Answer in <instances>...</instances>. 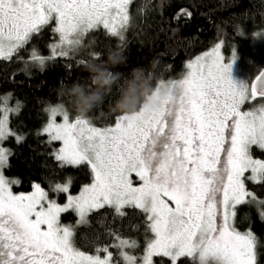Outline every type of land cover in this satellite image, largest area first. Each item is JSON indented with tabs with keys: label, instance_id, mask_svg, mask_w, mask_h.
<instances>
[{
	"label": "snow or ice",
	"instance_id": "snow-or-ice-1",
	"mask_svg": "<svg viewBox=\"0 0 264 264\" xmlns=\"http://www.w3.org/2000/svg\"><path fill=\"white\" fill-rule=\"evenodd\" d=\"M128 3L0 0V58L10 59L51 20L60 39L51 57L33 50L30 61L40 67L75 51L82 35L100 23L123 39ZM205 57L211 62L190 61L183 78L159 83L153 104L118 116L112 126L97 128L79 116L69 120L59 106L48 110L43 133L49 143L61 144L54 159L61 167L87 165L94 174L93 183L79 196L69 195L63 206L36 183L32 193L13 194L10 184L18 182H10L2 171L11 153L0 146V264H113L109 247L97 248V255L80 251L72 227L59 222L62 213L73 210L77 224H85L90 213L105 207L117 216L125 214V207L140 210L146 231L155 236L142 257H133L124 249L136 247L135 242L110 233L118 241L111 247L119 250L124 264H154L155 257L177 264L184 256L197 264H258L257 238L251 230L241 233L229 225L230 215L235 217L229 209L254 203L264 219V200L245 186V180L264 184V160L251 156L253 146L264 151V103L242 110L248 102L264 101V70L249 83L235 74V51L226 63L216 44ZM12 111L3 98L0 145L15 135L8 127ZM57 116H63L62 123ZM69 186L70 181L56 184L54 191L68 193Z\"/></svg>",
	"mask_w": 264,
	"mask_h": 264
},
{
	"label": "trees",
	"instance_id": "trees-1",
	"mask_svg": "<svg viewBox=\"0 0 264 264\" xmlns=\"http://www.w3.org/2000/svg\"><path fill=\"white\" fill-rule=\"evenodd\" d=\"M127 16L123 39L94 27L87 35L89 46L46 60L43 67L28 62L30 50L49 55V45L56 39L52 21L10 59L0 58V101L7 97V103L17 108L9 127L22 135L19 142L14 136L2 142L11 153L4 173L17 179L15 189L28 192L38 183L52 197L56 184L70 181L69 192L76 194L91 180L87 165L61 167L52 156L59 143H49L41 131L50 106H63L73 120L81 116L96 127L112 126L118 116L138 110L158 83L182 77L187 63L216 42H223L226 56L235 51L236 70L248 81L264 70V0H130ZM99 75L107 76L109 83L98 84ZM251 156L264 160V151L253 146ZM245 186L264 200V184L245 180ZM63 197L62 193L58 200ZM234 211L236 229L251 230L257 238L258 264H264V219L257 206L242 203ZM124 213L117 216L108 207L93 211L87 223L75 226L74 246L89 255L107 246L113 264H124L119 250L111 247L119 235L136 244L124 251L133 257L141 255L153 234L146 231L140 210L125 207ZM59 218L61 223L76 221L73 210ZM154 264H170V260L155 257ZM177 264L197 262L184 256Z\"/></svg>",
	"mask_w": 264,
	"mask_h": 264
},
{
	"label": "rangeland",
	"instance_id": "rangeland-1",
	"mask_svg": "<svg viewBox=\"0 0 264 264\" xmlns=\"http://www.w3.org/2000/svg\"><path fill=\"white\" fill-rule=\"evenodd\" d=\"M130 1V0H129ZM89 2H91V0H89ZM129 4V3H128ZM127 10H128V6H127ZM114 12H115V10H113V14H114ZM52 21V23H53V25H54V28L56 27V24H55V22H54V20H51ZM96 27H103L104 28V26H103V24L102 23H100V24H98ZM117 28H118V30H120V24H119V22L117 23ZM90 30V29H89ZM89 30L86 32V33H84L83 35H82V37L80 38V44L77 46V48H76V50L75 51H71L72 53H77V52H79L82 48H84V47H87V46H89V44H90V42L89 41H86V39H87V35H88V32H89ZM107 30V29H106ZM108 31V30H107ZM109 32V31H108ZM54 35H55V40L53 41V43L52 44H50L49 45V47H50V52H49V55H41V54H39V52H37L35 49H32V50H30V56H31V54H32V52H33V50H35L39 55H41V56H43V57H49V56H52L53 55V45H58V41H59V39H60V37H59V34L58 33H56L55 31H54ZM76 38H79V36L77 35V36H74L73 37V39H76ZM216 44H220V54L224 57V61L227 63L228 61H230L231 59H232V57H233V52H231L230 54H228L227 56L226 55H224V52H223V42H216L215 44H213L212 45V47H210L207 51H205V52H203V53H201V54H199L197 57H200L201 58V62H205L206 61V57H205V54L206 53H210L212 50H213V48H214V46L216 45ZM60 50V46H57L56 47V49H55V51H59ZM57 57V56H56ZM196 57V58H197ZM235 57H236V55H235ZM196 58L195 59H193L191 62H195L196 61ZM30 59V58H29ZM49 60V59H48ZM28 62H30V63H32L30 60L28 61ZM190 62V61H189ZM188 62V63H189ZM207 63H210L211 62V60H210V58H208L207 59V61H206ZM235 62H236V58H235ZM46 63V62H45ZM187 63V64H188ZM32 66H36V67H38L39 65H37V64H34V65H32ZM26 68H29V66H27ZM26 71H29V69H26ZM189 71V69L187 68V71H186V73ZM234 71H235V74L238 76V78H240V79H244V80H247L246 78H244L243 76H241L238 72H237V70H236V64L234 63ZM186 73L182 76V77H180V78H178V79H181V78H183L185 75H186ZM177 80V79H176ZM248 81V80H247ZM249 83L251 82V81H248ZM158 85H159V83L156 85V87H155V89L147 96V98H146V100H145V102L142 104V106L138 109V110H140V109H142V108H144V107H146V106H149V105H151V104H153V95H154V93H156V91H157V87H158ZM262 103H264V101H261L259 98L255 101V102H248V103H246L245 105H243L242 106V110L243 111H245V112H247V111H251L252 109H255V108H259V106L262 104ZM56 106H59V107H61V110L63 111V112H65V113H67L68 114V117H69V120H73L74 118H71V116H70V114H69V112L63 107V106H61V105H54V106H50L49 108H48V110L50 109V108H52V107H56ZM7 107L8 108H10V109H13L14 111H12L10 114H9V117H8V127H9V119H10V116L12 115V114H14V113H16V111H17V108L14 106V104L13 103H10V102H8L7 103ZM47 109H46V112H47V118H46V122H45V124H44V126L42 127V133H43V128L46 126V124L48 123V120H49V111H48ZM138 110H136V111H138ZM1 115H2V113H1ZM79 117H81V116H79ZM83 118V117H82ZM56 122L57 123H62L63 122V116H57L56 117ZM116 122V121H115ZM115 124V123H114ZM94 126V125H93ZM96 127V126H95ZM109 127V126H108ZM10 128V127H9ZM97 128H103V127H97ZM10 130H11V128H10ZM12 131V130H11ZM15 135H14V137H15V139H16V137H20V140L22 139V135H19V134H17V133H15L14 131H12ZM46 134V133H45ZM47 135V134H46ZM48 136V135H47ZM17 140V139H16ZM59 143V145H58V148L61 146V144H60V142H58ZM0 146H2V147H4V148H6V149H8L9 150V148L8 147H6L5 145H0ZM57 148V149H58ZM253 159H256V160H262V159H259V158H254V157H252ZM2 171H3V174H4V176L11 182V181H17V179L16 178H14L13 176L11 177V176H7L5 173H4V169H2ZM246 173H249V175H251V172L249 171V172H246ZM93 177H94V174L92 173V177H91V180H90V182L89 183H87V184H85V185H89V184H92L93 183ZM133 180H134V184L135 185H139L140 183H141V181H139V179L137 178V177H135V175L133 174ZM18 182V181H17ZM64 183H68V181H66V182H63V183H59V184H64ZM17 184L18 183H11L10 184V190H11V192L13 193V194H15V195H19V194H22V193H24V194H28V193H32L33 191H34V189H33V187L31 188V190L30 191H28V192H22V191H19V190H17V189H15V187H17ZM36 184H38V183H36ZM84 185V186H85ZM56 186V185H55ZM55 186L53 187V196L52 197H50L49 196V198L50 199H52V200H55L58 204H60L61 206H63V205H65L66 203H67V197L69 196V195H71V196H73V197H75V196H79L80 194H81V191H82V189H83V187L84 186H82V188L80 189V191L78 192V193H76V194H72L71 192H68V193H63L64 194V197L62 198V200H58V196L60 195V194H62V193H58V192H55L54 191V188H55ZM43 188V187H42ZM46 192H47V190L45 189V188H43ZM170 204H171V202H169ZM171 206L172 207H174L175 205L174 204H171ZM229 211H230V213L232 212V211H234V209H232V208H230L229 209ZM74 213H75V211H74ZM75 215H76V221H75V223L74 224H67V223H61L60 222V218H59V222H60V224L61 225H64V226H71L72 227V230L74 231V228H75V226H78V224H77V220L79 219V217H78V215L75 213ZM87 219V218H86ZM79 225H81V224H79ZM229 225L231 226V225H234V222H233V217L230 215V218H229ZM234 227H235V225H234ZM235 229H236V227H235ZM237 231H239L238 229H236ZM240 232V231H239ZM241 233H244V232H241ZM153 234V233H152ZM122 239H125V238H122ZM152 239H155V236H154V234H153V236H152V238L150 239V240H152ZM125 240H129V239H125ZM149 240V241H150ZM129 241H131V240H129ZM129 256H133V255H130V254H128ZM144 255V252L141 254V255H135L134 257H142Z\"/></svg>",
	"mask_w": 264,
	"mask_h": 264
},
{
	"label": "clouds",
	"instance_id": "clouds-1",
	"mask_svg": "<svg viewBox=\"0 0 264 264\" xmlns=\"http://www.w3.org/2000/svg\"><path fill=\"white\" fill-rule=\"evenodd\" d=\"M96 81L101 86H104V85H107L109 83V78L107 76H104V75H99L96 77ZM159 91H160V94H163V92H164L163 86L160 87ZM153 103H154V101H153Z\"/></svg>",
	"mask_w": 264,
	"mask_h": 264
},
{
	"label": "flooded vegetation",
	"instance_id": "flooded-vegetation-1",
	"mask_svg": "<svg viewBox=\"0 0 264 264\" xmlns=\"http://www.w3.org/2000/svg\"><path fill=\"white\" fill-rule=\"evenodd\" d=\"M223 155V154H222Z\"/></svg>",
	"mask_w": 264,
	"mask_h": 264
}]
</instances>
